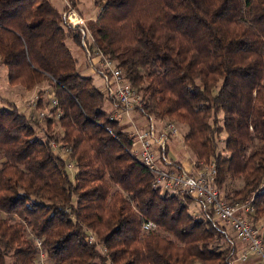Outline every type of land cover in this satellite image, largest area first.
Wrapping results in <instances>:
<instances>
[{"label":"trees","instance_id":"trees-1","mask_svg":"<svg viewBox=\"0 0 264 264\" xmlns=\"http://www.w3.org/2000/svg\"><path fill=\"white\" fill-rule=\"evenodd\" d=\"M66 1L77 9L78 0ZM94 4L87 27L141 95L137 111L182 124L193 168L212 159L225 201L253 197L248 220L262 221L264 0ZM68 40L81 46L48 0H0L8 84L46 86L57 102L41 124L0 101V264H35L37 240L46 264H231L235 238L212 223L211 211L197 218L186 193L153 189V175L129 153L130 133L106 111L105 92L80 75ZM222 136L225 155L217 152ZM52 144L68 150L72 178ZM165 160L182 170L168 147ZM146 222L155 228L144 231ZM261 239L264 246V230Z\"/></svg>","mask_w":264,"mask_h":264},{"label":"built area","instance_id":"built-area-1","mask_svg":"<svg viewBox=\"0 0 264 264\" xmlns=\"http://www.w3.org/2000/svg\"><path fill=\"white\" fill-rule=\"evenodd\" d=\"M63 1L62 24L71 33L79 36L81 49L86 59L95 65V72L103 78L102 81L105 83V86L104 83L102 85L103 91L107 96H112L115 99L116 103L123 109L124 118L132 124L129 153L153 175V189L163 190L171 194L186 193V195L196 200V203H199L198 205L201 204L211 211L214 221L229 231L244 246L243 252L236 255L231 264L246 263L250 259H253L256 264H264V246L261 239L264 230V219L256 224H251L247 216L252 215L254 212L251 205L253 197L238 205L227 203L222 192L215 185L216 169L214 161L203 164V167L198 170L193 167L184 168L181 171L174 168L170 169L165 166L170 164L168 160H165L163 164L161 160L164 157L165 148L168 147L167 141L169 138L167 135L178 136L177 128L173 123L167 124L161 138L156 140L152 129L139 128L131 121L129 109L140 107L141 95L132 89L115 61L109 59L95 45V41L87 27V21L79 14L77 9L73 8L66 0ZM48 94L49 111H51L57 107V102L53 98V93ZM37 104L38 97L29 102L28 108L36 111L37 120L42 121L47 118V115L38 110ZM59 115V111L55 113L56 118ZM56 147L60 149L61 154L55 153ZM52 148L55 155L67 162V169H71L73 165L68 162V150L55 144H52ZM262 192H264V180L259 189V193ZM153 228L155 226L151 222L144 223L142 227L145 231ZM86 235L87 243H96L94 233L86 231ZM36 248L38 253L34 259L35 264H46L45 253L42 251L39 240L36 241Z\"/></svg>","mask_w":264,"mask_h":264},{"label":"rangeland","instance_id":"rangeland-1","mask_svg":"<svg viewBox=\"0 0 264 264\" xmlns=\"http://www.w3.org/2000/svg\"><path fill=\"white\" fill-rule=\"evenodd\" d=\"M48 1L59 12L62 13L63 7H64V1L63 0H48ZM78 1H79L78 7H77L78 11L84 16V18L87 21L93 20L96 16L97 12H98V8L95 7V4H94L95 0H78ZM66 45L70 49L71 54H73V56L78 60V62H81L82 59H81V55H80V50L71 41H67ZM80 69L83 71L82 68H80ZM91 74H93V73H91ZM94 74L98 75L96 72ZM97 79L99 82H102V80H103L102 77H96V80ZM103 83H104V81H103ZM128 83L130 84L129 81H128ZM104 86H105V83H104ZM130 86H131V84H130ZM40 91H44V95L39 96ZM10 92H14L13 94L16 95L15 101L9 96ZM47 93H51V90L46 86H37V87L33 88L32 90L28 91V90H25L24 88H22L21 86L9 85L7 82V70L2 64H0V101H2V102L4 101L5 103L13 104L14 108L16 107L15 104H19L20 110H22L21 112H23L24 109L22 108V106H25L24 108L26 109V108H28V104L32 99H35L36 97H38V98L42 97L43 98V102H42L43 108H39L38 110L43 112L45 115H47V118L50 119V118H52V116L49 112L50 106L47 103V100L49 99L48 98L49 94L47 95ZM46 96H47V98H46ZM107 98L109 99V102L110 101H112V102H110V103L107 102L105 104L106 111L111 113L112 118L119 121V127L121 128V130H125L128 133H130V130L132 128V124L130 123V121H128L127 119L124 118L123 109L116 103L115 99L112 96H107ZM3 106H5V105H3ZM129 116L131 117V121L137 127L142 128V129H147V128L152 129L153 135H154L156 140H159L161 138L162 132L164 131L165 126L167 124L173 123L175 125V127L177 128V132L179 133V135L178 136L167 135V137L169 138L167 141L168 150L169 149L172 150L176 159H177V162H175V161H172V162L178 163V161H180V160L183 162L188 160V164L190 162H192V165L190 168L193 167L194 162H195V158H194L193 154L186 147H184L183 142H182V137H183L184 133L186 132V128L182 124H179V123L173 122V121L171 122V121H168L167 119L157 120L153 116H151L149 119H147L145 116H143L141 114V112L139 110L137 111V109H135V108L129 109ZM41 124H43L42 121H41ZM224 139H225L224 136H222L220 138V140L218 142V149H217V152L222 153L223 155H225L222 152L223 147H224ZM55 153L61 154L62 152L60 151L59 148L56 147ZM209 161H213V160L211 159ZM206 163L207 162H205L203 164H206ZM181 167H182V169H184L183 166H181ZM201 167H203L202 164H201ZM186 168H187V166L185 167V169ZM196 170H198V169H196ZM74 172L75 171L73 170V167L71 169H68V174L70 175L71 178H72V175ZM240 186H241V181H236V182L231 184L232 189H238ZM206 213H209V212L204 206H202L201 204L197 205L194 202L192 203V206L190 209V214H192L193 216H196L197 218H201L202 215H205ZM211 221L213 224L215 223L214 219H212V217H211ZM47 264H49V263H47Z\"/></svg>","mask_w":264,"mask_h":264},{"label":"crops","instance_id":"crops-1","mask_svg":"<svg viewBox=\"0 0 264 264\" xmlns=\"http://www.w3.org/2000/svg\"><path fill=\"white\" fill-rule=\"evenodd\" d=\"M77 11H78V8H77ZM79 12V11H78ZM79 14L84 18V16L79 12ZM85 19V18H84ZM86 20V19H85ZM87 21V20H86ZM88 22V21H87ZM68 41H70V40H68ZM75 45V44H74ZM76 46V45H75ZM79 50H80V55H81V62H78V60H77V67H78V70H79V72H80V75L81 76H84V77H91L92 78V85L95 87V88H97V89H99V90H102L103 91V87H102V85H103V81L102 82H99L98 81V79L96 80V77H99L98 75H95L94 73H95V65L93 64V63H91L90 61H88L87 59H86V57H85V55H84V53H83V51H82V49H81V46L80 47H78V46H76ZM69 49V48H68ZM70 50V49H69ZM71 52V51H70ZM73 55V54H72ZM80 63V64H79ZM88 65V66H87ZM80 68H82L83 69V71L80 69ZM91 73H93V74H91ZM14 92H10V97L15 101L16 100V95H14L13 94ZM47 95H48V93H47ZM46 98H47V96H46ZM39 99V98H38ZM49 102V99L47 100V103ZM49 104V103H48ZM15 108L17 109V111L20 113V114H22V115H24V116H26L27 118H29V119H31V120H37V118H36V116H37V113L34 111V110H31V109H29V108H24L25 106H22V108L24 109V111L23 112H21L22 110H20V107H19V104H15ZM39 109V108H38ZM26 113V114H25ZM38 121V120H37ZM38 122H41V121H38ZM169 156H170V158L173 160V161H175V162H177V159H176V157H175V155H174V153H173V151L172 150H170L169 149ZM178 163H180L184 168L187 166V169H189L190 167H191V165H192V162H190L189 164H188V160H186L185 162H183V161H178ZM197 205H198V203H196ZM232 237H233V235L232 234H230ZM235 242H236V245H237V247H239L238 248V253H237V255H239L240 253H242L243 252V250H244V246H243V244L241 243V242H239V241H237L236 239H235ZM235 264H239L238 262L237 263H235ZM242 264H255V261L253 260V259H250L248 262H246V263H242Z\"/></svg>","mask_w":264,"mask_h":264}]
</instances>
